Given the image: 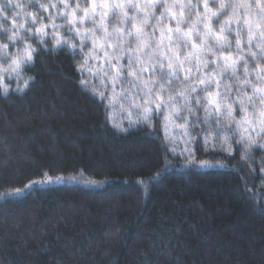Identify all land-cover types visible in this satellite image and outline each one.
I'll return each mask as SVG.
<instances>
[{"label":"trees","instance_id":"1","mask_svg":"<svg viewBox=\"0 0 264 264\" xmlns=\"http://www.w3.org/2000/svg\"><path fill=\"white\" fill-rule=\"evenodd\" d=\"M12 3L20 7L9 6L0 13V44L7 43V51L18 54L28 43L39 55H34L31 66L23 67L25 77H32L29 88L11 90L7 97L0 88V264H264V171L260 170L264 152L255 151L249 159L237 153L240 145L231 155L205 151L200 139L198 155L188 163L172 154L160 122L153 129L140 127L120 134L110 123L105 102L81 84L84 77L76 54L68 46H56L50 37L38 43L35 29L42 23L50 31L49 16L61 10L60 1ZM49 3L56 7L47 12L40 8ZM167 3L176 7L165 17L160 16L164 9L157 8L144 28L151 40L164 30L162 39L154 38L155 46L149 49L179 52L191 56L195 64L207 59L212 71L211 61L223 65L224 56L235 59L242 54L244 59L236 68L241 79L229 69L226 80L237 87L242 83L245 60L246 79L256 80L264 67V49L255 44L264 39L260 35L264 13L257 8L262 0ZM189 3L196 5L191 14L180 7ZM222 3L225 8L218 11ZM142 6L139 18L138 9L128 8L127 16L135 20L128 19L127 28L141 23ZM173 14L175 19L169 18ZM33 15L40 18L35 24ZM177 19L184 20L179 36L168 31L176 28ZM21 24L25 27L20 28ZM194 27L200 37L192 32ZM250 27L251 45L247 42ZM5 29L23 39L13 46ZM185 34L192 37L187 46ZM215 35L226 36L228 47L216 46ZM237 35L241 50L236 46ZM202 39H207L216 55L208 53L198 63L197 50L204 51ZM193 42L197 49L192 48ZM162 168L158 178L137 183ZM49 170L53 178L64 179L25 188ZM16 188L22 192L16 194Z\"/></svg>","mask_w":264,"mask_h":264},{"label":"rangeland","instance_id":"2","mask_svg":"<svg viewBox=\"0 0 264 264\" xmlns=\"http://www.w3.org/2000/svg\"><path fill=\"white\" fill-rule=\"evenodd\" d=\"M60 1V9L55 12V15L51 16L52 19L50 22V31H48V35L45 36L50 37V39L55 44L52 34L55 31L59 33L62 41L67 40L69 43L63 44L68 46L73 52L76 53L78 57L80 70L83 73V81L87 82V90L92 92V89H96V93H93L95 96L99 97V93L103 92L106 99L102 100L105 102L109 109V117L110 123L120 134H128L130 131L138 129L140 127H148L155 128L156 123L160 122L162 131L165 136L166 144L169 146L170 151L175 156L181 157L185 159L187 153L184 155H180V153L185 148H190L195 151V157L198 155L197 149V141L207 135L209 139V143L203 144L205 151L210 150H221L226 151L228 147H231L232 153L235 151V146L240 145L243 148V144H237V141L240 138V130H237L235 121L240 120L243 115L240 112L239 103L233 105L235 111L233 113L235 120L229 123L227 120L221 119L219 123H217L216 114L213 113L212 117L209 119V122L204 123V106H207V92L202 91L204 85H199L197 82V78L201 76L202 73H215L214 79L220 80L221 82V98L225 95L227 96V101L231 103V101L236 100L237 98V84L232 83L231 81L226 80V73H230V71L222 72L221 69L223 65L220 63H213L214 70H210L209 66H203V63L195 64L191 58V56L184 55L181 56L179 52H166L167 49L158 48L157 51L153 52L152 49L145 48L143 51L151 55L152 60H148L144 57L143 53H140V57L143 60L144 67H151L152 64H156V71L152 73L151 71H146L142 73V77L139 82H133V77L129 76L127 73L129 71V56L136 55V53H130L127 49L131 46L135 48V44L129 45L128 43L123 42L119 38L126 34V30L131 29L130 27H126L125 23H127L128 19H124V12H128V8L126 9H113L111 6L113 4H125V0H65L68 5H73L74 8L66 9L64 8V4ZM132 4L136 5H144L149 1H141L137 0V2H133L132 0H128ZM77 4L79 5L80 10L76 12L75 17L72 16V10L76 8ZM93 4H95V11H93ZM89 9V16L85 17L83 9ZM138 18L142 16L140 9H138V13L136 12ZM144 15V14H143ZM136 16V17H137ZM119 17V18H118ZM130 22L133 19L130 18L128 14ZM74 20V23H73ZM83 20V23L80 21ZM52 24H55L57 27L55 29L52 28ZM17 24L15 23V26ZM25 27V26H24ZM107 29L108 35L105 34L104 29ZM118 29L119 30L118 33ZM77 30L79 31V35H77ZM134 31V29L132 30ZM93 33L95 34L96 42L93 43ZM69 37V40L66 38ZM85 37L83 44H81V38ZM71 38V40H70ZM162 39L160 36L155 34V37L151 40V45L155 46L153 40ZM103 44V48L100 45ZM1 45V44H0ZM56 45V44H55ZM71 45H75L73 48ZM111 45V46H109ZM120 45V47H117ZM57 46V45H56ZM124 49L123 51L121 49ZM8 52V51H7ZM18 54L9 53L5 55L3 49H0V78H2L3 84H7L9 86V91L17 90L19 88H23L24 81L28 80L24 73L23 67L21 66L20 78L18 79L16 74L13 73L11 79L8 78L7 72L5 71L8 68V65L11 63V60L22 53L17 50ZM105 53H108V56H105ZM179 56V60L175 59V56ZM113 57H121L119 59L118 67L121 68L120 80L115 85V90L113 91V84L110 80V77L114 75V70L109 65V60L111 64H117V60ZM165 57L173 58L174 64H179L183 62V68L178 71V79L172 81V87L167 88L164 92L161 93L164 100L167 101L169 94H171L175 100L178 102V106L183 104L182 97L179 93L184 92L185 94L190 93V89L192 86L197 87V91L195 93H190L192 99L191 107L195 110L194 115H190L186 108H182L178 113L179 117H187V130L189 133L188 137L184 136V129L177 127L176 125L185 124L184 119L173 117V120L166 121L165 117L170 111L168 108L161 107L159 111L155 110V105H152L153 112L151 113L150 122H145L138 118L137 113L141 111L140 106L143 105L145 99V90H143V82L149 79L155 80L156 84L153 87V93L158 90L159 84L164 83L165 86L168 84L167 78L161 80V69L159 67L158 61H162L165 65L163 69V73L168 72L167 64L168 59ZM187 58V59H185ZM191 61V63H189ZM86 62V63H85ZM220 65V68L217 65ZM83 65V67H81ZM138 66L135 61H133L132 70L136 71ZM199 68V71H197ZM185 72H189V81L184 80ZM237 72V71H236ZM236 76V73H235ZM253 83H257V80L252 81ZM2 88V87H0ZM3 89V88H2ZM210 91L215 94L217 91L215 87V83L212 84ZM252 87L247 86L243 89L242 95H252ZM20 92V91H19ZM199 96L200 106H197L195 103V97ZM136 106H133V105ZM252 108L249 106L248 114L249 119H251ZM174 121V122H173ZM120 129H127V131H121ZM207 130V131H205ZM254 135V133H253ZM192 137L194 139H189ZM225 140L228 141L225 144ZM258 143L264 145V137L258 138ZM175 148V151L172 149ZM264 152V148L260 149ZM249 151L250 155L255 152L251 149ZM264 163V155H262ZM192 160V161H193ZM264 185V184H263Z\"/></svg>","mask_w":264,"mask_h":264},{"label":"snow or ice","instance_id":"3","mask_svg":"<svg viewBox=\"0 0 264 264\" xmlns=\"http://www.w3.org/2000/svg\"><path fill=\"white\" fill-rule=\"evenodd\" d=\"M61 2L64 4V8L68 9L69 5L67 2H65V0H61ZM9 6L13 7V8H19L20 5L19 4H13L12 0H4L3 4H0V13L2 12H6L8 11ZM56 5L55 4H51L49 3L48 5H44L41 4L40 8L43 9L45 12L48 11V8H55ZM95 4H93V11H95ZM113 9H126V8H133V9H139L140 6L136 5V4H113L111 6ZM143 10H144V17L142 18V21L139 25L137 24H132V29H135V31H132L131 29L126 31V34L122 35L119 39L122 40L125 43H128L129 45L131 44H135V48H132L131 46L127 49V51H129L130 53H136V55H130L129 56V71H128V75L133 77V82H139L141 77H142V73L146 72V71H151L152 73H155L156 71V64H152L151 67H144L143 66V60L140 57V53H143L144 57H146L148 60H152V56L149 55L148 53L144 52L143 50L145 48H151V36L148 33L144 32V28L148 25L149 23V19L154 17L155 14V10L157 8L160 9H164V11H162L160 13L161 17H165L168 16V14L171 12V10L176 7L175 4H168L167 0H156V2L154 3H147L144 4L143 6ZM181 9L187 8L189 14H191L192 10L196 7V5L189 3L188 5H180ZM204 7L207 9L208 5L207 2H205ZM233 8H235V5H232ZM241 7H248L247 5H241ZM225 8V5L222 3L220 5V9L218 11H223V9ZM257 8L259 9V11L261 13H264V0H262V4L261 5H257ZM79 5L77 4L76 8L72 10V16L73 18L76 15V12L79 11ZM151 10V11H149ZM84 15L85 17L89 16V9L88 8H84L83 9ZM208 13H206L205 15H207ZM181 15H183V11H181ZM217 15V12H211V16L215 17ZM119 18V17H118ZM169 18L171 19H175L174 14L169 16ZM262 19H264V16L261 17ZM40 19L38 16L33 15L32 17V22L33 24L36 23V21ZM49 19L51 20L52 17L49 16ZM124 19H129V17L127 16V12H124ZM131 19L135 20V17H131ZM81 23H83V20L80 21ZM74 23V20H73ZM156 23L159 24L160 23V19L157 18L156 19ZM184 23V20L182 19H177L176 20V28L172 29V28H168L169 32H173L175 31L177 33V35H180V25ZM202 23V21H201ZM13 25L15 26V21L13 20ZM20 28H24V25L21 24L19 25ZM46 25L41 23V26L35 29V34H38L40 39L38 41V43L43 44L44 43V37L48 35V32L45 30L46 29ZM57 26L55 24H52V28L55 29ZM207 27V26H206ZM6 32H9L10 35L8 36V40L11 42V44L13 46H15L16 42L18 39H23L22 36H19L17 34L16 31L12 30V29H5ZM28 31H32L31 28L28 29ZM105 34L108 35L107 33V29H104ZM225 31V28L222 26L221 27V34ZM192 32H194L196 34L197 37H200V33L196 32L195 27L192 29ZM77 35H79V31L77 30ZM187 35L188 39L184 41L185 46H187L188 41L192 39L191 34H185ZM204 37H208L209 33H204L203 34ZM260 35L262 37H264V31H261ZM164 36V30L161 29V37ZM52 38L55 42V44L57 46H61L62 43L63 44H67L69 43L67 40H63L61 39L59 33H56L55 31L52 34ZM215 41H216V46L220 47L221 49L228 47V40L226 36L222 35H215ZM85 37L81 38V44H83ZM252 31H251V27L249 28V36H248V43L249 45L252 44ZM96 42V38H95V34L93 33V43L95 44ZM256 46L261 47L262 49H264V39H257L255 41ZM240 45H241V41L239 38V35H237V40H236V46L238 50L240 49ZM73 48L75 47V45H71ZM111 46V45H109ZM9 45L7 43L0 45V49H3L5 55L8 54L7 50H8ZM101 48H103V44L100 45ZM117 47H120V45H117ZM212 45H209L207 43V39H202L201 40V45L200 48L204 49V51H200L199 49L198 51V55H197V62L199 63L200 61V57H205L208 53H211L213 56H215L216 54L214 52H212ZM192 48L193 49H197V45L196 43H192ZM122 51L124 50L123 48L121 49ZM22 54L16 56L15 58H13L11 60V63L8 65V68L5 70L7 72V76L9 79H11V76L13 73L16 74L17 78H20V71H21V66L22 65H29L31 66L33 64V57L34 55L38 56L39 52L37 51L36 48L31 47L30 44L25 43V46L19 50ZM45 51H49V49H45ZM155 50L153 49V52ZM249 52L251 53L253 58H256V53L251 52V47L249 48ZM73 56H75V52L72 53ZM105 56H108V53H105ZM114 59L117 60V64H111V61L109 60V65L110 67L114 70V75L110 77V80L113 84V91L115 90V85L116 83L119 82L120 80V75H121V68L118 67L119 64V59H121V57H113ZM166 59H168V64H167V68H168V72L165 74L163 73V69L165 67V65L163 64L162 61H158L157 63L159 64V67L161 69V77L160 79L163 80L165 78H167L168 80V84L167 86H165L164 83H160L158 90L153 93V87L156 84L155 80H147L143 82V90H145V99H144V103L143 105L140 106L141 111L137 113L138 118L145 121V122H150L151 120V113L153 112V107L152 105H155V110L159 111L161 109V107L164 108H168L170 109V111L168 112V114L166 115L165 119L166 121H171L173 120V117L176 116V118L179 119H184L185 120V124L183 125H176L179 128L184 129V136L188 137L189 133L187 130V117H179L178 113L181 111L182 108H186L188 113L190 115H194L195 114V110L191 107V102H192V97L190 95V93H195L197 91V87L192 86L190 89V93L189 94H185L184 92L179 93V95L182 97L183 100V104L178 106V102L175 100V98L169 94L167 101L164 100L163 96L161 95L162 92H164L167 88H171L172 87V81L175 79H178V71L180 69L183 68V62H180L179 64H174L173 63V58L170 57H165ZM176 60H179V56L176 55L175 56ZM187 59V58H185ZM244 59V56L238 55L235 59H232L231 55L229 56H224L223 57V68L221 69V74L222 72L228 71L229 69L231 70V72L233 73V75L235 76L236 73V68H237V64L239 63L240 60ZM229 60H231V64H229ZM133 61L136 62V64L140 67H138V69L136 71L132 70V65H133ZM212 63H216L215 60L211 61ZM86 63V62H85ZM189 63H191V61H189ZM209 61L207 59L203 60V66L207 67ZM259 66V65H258ZM81 67H83V65H81ZM218 68H220V65H217ZM197 71H199V68H197ZM261 72H264V67L260 68V71L256 73V80L257 83H253L252 81L246 79V77L249 76V71L247 68V61L245 60V66H244V77L245 79L242 81V83L239 85L238 89H237V98L236 100L231 101V103H229L227 101V96L225 95L223 98H221V92L219 91L221 88V82L220 80H216L214 79L215 77V73H207L204 74L202 73L200 77L197 78V82L199 85H204L202 91L207 92V106H204V123H208L209 119L212 117L213 113L216 114L217 117V123L220 122L221 119L223 120H227L229 121V123H231L232 121L235 120V117L233 115L235 109L233 107V105L239 103L240 106V112L243 114L240 118V120L235 121L236 123V127L237 130H240V138L237 141V144H243V148H237V153L241 156V158H249L251 159V155L249 153V149L253 150V151H259L260 149L264 148V145H261L258 143V138L264 137V76L261 75ZM237 80H240L241 78L239 76L235 77ZM32 80V77H29L28 80L24 81V85L23 88H19L20 92H23L25 89L29 88V81ZM184 80L185 81H189V72H185L184 75ZM0 81H2V78H0ZM189 83H191V81H189ZM215 83V87L217 89V91L215 92V94H213L212 91H210V88L212 87V84ZM81 84L84 85L85 88H87V82L86 81H81ZM247 86H251L253 91H252V95L248 96V95H242V91L245 87ZM0 87L3 88V95L5 97H7L9 95V86L7 84H3L2 82H0ZM93 93H96V89L93 88L92 89ZM99 97L100 100H104L106 99V97L104 96L103 92L99 93ZM200 100L201 98L199 96L195 97V103L197 106H200ZM133 106H136L135 104ZM249 106H251L252 108V112H251V119H249V114H248V108ZM174 122V121H173ZM114 127H117L116 125H114ZM121 131H127V129H120ZM207 131V130H205ZM254 133V135H253ZM189 139H194L192 137H189ZM203 144H207L209 143V139L207 137V135L204 136ZM225 144L228 143L227 140H225L224 142ZM199 150V149H196ZM226 151H228L229 155H231L232 153V149L231 147H228L227 149H225ZM167 149H165V159H169V157L167 156ZM172 151H175V148L172 149ZM184 153H187V155L185 156V159L188 163H191L192 160L195 157V151L193 149L190 148H185L180 155H184ZM253 163H255V161H252ZM202 163H206V162H202ZM165 169H159L156 171V173L153 174L152 177L149 178H139L137 183L139 184H146L148 182H150L152 179L158 178L159 175L162 173V171H164ZM261 171H264V166H261ZM241 171H243V169H241ZM81 175L84 174V170H81L80 172ZM42 179L40 181H31L29 184L25 185V188H31L32 184H37V183H52L53 179H55V182H60L61 180H63L64 178L61 176H56L55 178H53V175L51 173V170L47 171V172H43L42 174ZM90 183L95 184V181H92ZM101 183H103V181H101ZM14 192L16 194H20L22 192V189L20 188H16L14 189ZM5 196H7L8 194L5 193Z\"/></svg>","mask_w":264,"mask_h":264}]
</instances>
